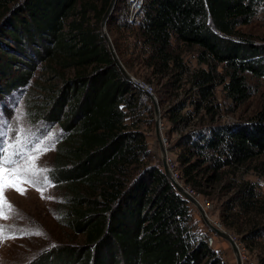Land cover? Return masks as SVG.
Returning <instances> with one entry per match:
<instances>
[{"label":"trees","instance_id":"trees-1","mask_svg":"<svg viewBox=\"0 0 264 264\" xmlns=\"http://www.w3.org/2000/svg\"><path fill=\"white\" fill-rule=\"evenodd\" d=\"M108 2L0 0V94L29 90L31 123L57 126L50 179L72 238L29 264H226L152 157L148 95L120 75L100 36ZM119 3L105 26L125 70L156 97L176 180L264 264V193L247 179L264 173V102L226 119L251 97L248 82L264 79V43L240 31L264 0H142L130 21ZM36 72L47 77L39 95Z\"/></svg>","mask_w":264,"mask_h":264},{"label":"rangeland","instance_id":"rangeland-1","mask_svg":"<svg viewBox=\"0 0 264 264\" xmlns=\"http://www.w3.org/2000/svg\"><path fill=\"white\" fill-rule=\"evenodd\" d=\"M126 3L128 4L119 3L121 10L119 17L127 18L130 3L128 0ZM240 31L251 37L255 44L264 43V4L257 8L249 25L241 27ZM106 33L112 43L117 36L116 31L106 29ZM194 57L195 49H187L183 52V61L190 68L197 65ZM140 73L144 74V71L141 70ZM35 75L39 78V86L34 88V93L39 95V87L47 85L45 82L47 77L42 76L41 72H36ZM132 78L150 89L148 85L142 83L141 78L134 76ZM248 84L251 88V97L226 119L248 118L264 102V79L250 80ZM28 91L15 92L11 95L0 94V264H29L35 255L47 246L72 239L67 237L68 232L62 230L58 223L56 207L59 194L50 179L57 126L48 129L44 123H31L28 110L30 99L27 98L30 92ZM150 92L154 96L151 89ZM217 98L221 100L218 92ZM158 109L161 114L160 107ZM161 127L164 138L165 130L162 123ZM147 141L150 144L152 157L157 160L158 152L153 131L147 137ZM165 145L168 146L166 141ZM247 179L254 182L264 193V173L251 174L247 176ZM185 189L193 194L186 187ZM197 200L207 217H209L207 214L209 211L212 215L210 220L217 223L215 214L211 212L212 204H207L199 198ZM80 239L81 237L77 236L74 241L79 242ZM210 239L211 248L221 256V259L226 264H235L227 243L215 237ZM238 250L255 264L254 257L250 253L239 246Z\"/></svg>","mask_w":264,"mask_h":264},{"label":"water","instance_id":"water-1","mask_svg":"<svg viewBox=\"0 0 264 264\" xmlns=\"http://www.w3.org/2000/svg\"><path fill=\"white\" fill-rule=\"evenodd\" d=\"M116 0H109L108 5L103 12L100 21H99V31L100 36L103 39L108 53L110 55V58L112 59L113 64L117 68L120 75L131 85H133L135 88L140 89L143 91V89L140 87V84L135 81L132 76L125 70L121 62L119 61L114 48L112 46V43L106 33L105 25L106 22L113 12L114 6H115ZM138 11V10H137ZM136 11V12H137ZM135 12V13H136ZM134 13V14H135ZM133 14V16H134ZM144 92V91H143ZM148 95V98L152 105V113H153V136H154V143L156 145V149L158 152V162L159 165L163 171L164 176L167 178V180L170 182V184L173 186V188L176 190V192L185 199L194 209L196 210L201 222L203 225L218 239L224 241L229 246V249L233 255L235 264H240L239 261V250L238 245L234 241V239L229 235V233L225 230H223L219 224L211 221L204 211L203 207L197 200L196 196L190 194L185 187H183L175 178V176L172 173V170L170 168V163L167 158L168 153V147L165 145V140L162 136V127H161V119H160V113L158 109V104L154 96Z\"/></svg>","mask_w":264,"mask_h":264},{"label":"built area","instance_id":"built-area-1","mask_svg":"<svg viewBox=\"0 0 264 264\" xmlns=\"http://www.w3.org/2000/svg\"><path fill=\"white\" fill-rule=\"evenodd\" d=\"M128 1L130 3L129 4L128 21H130V19H132V17H133V14L140 8L142 0H128ZM140 87L143 89L145 94L152 95L150 92V89H148L147 87H145L143 85H140ZM192 195H194V194H192ZM206 244H207V246L211 245V239L210 238L206 239ZM239 261H240V264H254V262L248 260V258H246V256L242 252H239Z\"/></svg>","mask_w":264,"mask_h":264}]
</instances>
